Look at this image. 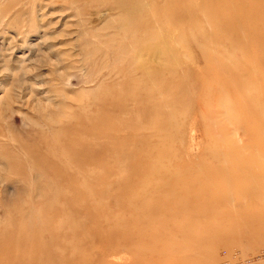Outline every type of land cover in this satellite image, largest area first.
<instances>
[{
  "label": "rangeland",
  "instance_id": "1",
  "mask_svg": "<svg viewBox=\"0 0 264 264\" xmlns=\"http://www.w3.org/2000/svg\"><path fill=\"white\" fill-rule=\"evenodd\" d=\"M188 6L191 9L197 7L198 12H201L202 0H189ZM218 6H221L220 2ZM191 13V10L184 13L181 19L173 13V31L164 36L162 41L167 38L172 43L173 62L181 70L179 72L190 70L194 80H199L204 75L206 81H209L215 78L214 72H206L210 64L203 60L202 52L193 41L184 40L183 33L187 32L191 37L200 33L197 26L190 28L194 18ZM119 20V13L112 4L108 5L106 2L91 4L90 0H0V247L5 243L9 244L7 241L11 239H19V244L23 243L20 251L35 254L40 250V254H46L40 264H46V256L57 254L58 251L63 252L66 242L68 245L77 243L75 250L84 254H90L91 248L87 247L96 246L91 252L93 255L102 249L103 241L108 239L113 228L121 227L119 232H124V224L129 226V229L136 224L139 234L135 227L129 233L136 237L131 241L132 247L134 251L138 249L136 255H141L142 260L152 254L142 250L138 237L141 232L144 235V232L155 230L160 235L162 233L159 237L161 243L156 245L147 240L145 245H154L153 247L162 248L161 250L166 247L164 251L167 255L161 256L163 264L171 263V254L173 264H264V229L262 233L251 232L252 228L261 224L260 220H246L242 217L236 220L208 222L194 220L191 231L188 227L182 230L187 222L186 216L176 217L170 213L164 215L165 210L169 212L172 206L164 204L161 197L144 191L140 182L132 180L130 175H127L129 172L131 174L130 163L125 161L121 162L118 171H107V176L100 170L101 166H98L99 176L93 186L87 187L83 181L79 182L80 189L88 190L87 198L76 201L84 195L83 191L82 196L76 197L73 203H67L71 204L69 207L55 202L59 190L68 193L66 186L69 184L57 181L56 171L59 169L52 167L50 161L63 153L67 159L56 157L57 162L63 168L70 166L72 172L76 171L73 173L79 177L84 176V173L70 162L71 153L75 151L72 149L73 137L69 129L79 126L81 115L84 118L92 117L97 108L102 106L104 96L110 94L108 89L115 85L113 82L121 81L118 74L123 65L122 57L116 56L111 49L119 43H108L109 38L120 31ZM200 29L210 40V36L217 30V25L208 24ZM223 47V44H219L216 50H222ZM232 53L236 62L241 60L242 52L239 47H234ZM108 84L111 86L108 87ZM101 87H104V92ZM218 96L222 100L217 102L212 99L208 106L212 118L201 113L199 103L193 98L192 107L183 110L177 117L173 126V158H177L173 169L168 166L171 171L180 167L177 162L180 156L185 161L192 162L200 160L207 150L213 154H221L224 150L235 148L243 150L246 154L250 153L251 148L246 143L247 124L243 121V112L250 110L251 102L248 98L251 96L235 91L231 96L237 103V110L234 111L228 107L233 104L226 93ZM253 103L256 104L257 100ZM192 128L196 131L192 132ZM166 146L163 145L164 151L169 148ZM211 162L213 161L208 163ZM247 180L264 183L263 176L248 177ZM223 185L224 189H228L226 184ZM123 187H126L127 191ZM134 187L138 188L137 191ZM162 187L160 184V189ZM166 188L167 186L164 190L167 191ZM117 190L125 192L120 194ZM252 190L250 188L248 191ZM118 195L121 196L117 197ZM128 197L133 199L129 200ZM146 204L150 207H146ZM234 204L235 202H231L229 208L237 209ZM70 207L71 210L68 209ZM143 208H148V212ZM72 210L78 211L73 212L74 217L66 214ZM79 210H82L81 215ZM246 212L249 210L245 209L244 213ZM63 213L73 219H65ZM157 213H161L163 217H156V220L155 216H160ZM104 215L110 220L107 221ZM144 216L149 221L148 225L152 223L147 228L148 221ZM71 232H75L77 236ZM208 232H221L222 235L219 239L209 240L202 247L196 246L194 242L206 240ZM86 243L91 245L86 246ZM47 245L49 247H46ZM33 246L36 247L34 250ZM93 256L96 257V254ZM108 260L110 264H135L134 253L125 250L117 258L109 257Z\"/></svg>",
  "mask_w": 264,
  "mask_h": 264
},
{
  "label": "bare ground",
  "instance_id": "2",
  "mask_svg": "<svg viewBox=\"0 0 264 264\" xmlns=\"http://www.w3.org/2000/svg\"><path fill=\"white\" fill-rule=\"evenodd\" d=\"M188 1L90 0L91 4H102V2H106L108 5L112 4L119 13L120 31L109 38L108 43H119L111 49L116 53V56L122 57L123 65L118 74L121 81L116 82L117 85L113 82L115 85L111 89L105 87L110 91V94L104 96L103 101L102 99L99 100V102L102 101V106L97 108V112L93 116L91 115L92 117L84 118L81 115V119L78 120L79 126L75 129H69L73 137L71 144H73L72 149L75 153H71V155L66 152L69 156L71 155L70 162H73L77 166L76 169H80L79 171L83 172L84 176L79 177L73 173L76 171L72 172L70 166L66 165L63 168L57 162L59 157L67 159L63 153L60 156L56 155L58 158L55 157L53 161H50L52 167L59 169L56 171L57 181H65L69 184L66 186L68 193L59 190L56 199H54L56 203L65 206L75 200L76 197L82 196L83 191L84 195L76 201L79 202L83 198H87L88 190L80 189L79 182L83 181L87 187L88 185L93 186L94 181L99 176L98 166H101L100 170L103 173L114 169L116 172L121 162L125 161L127 164L130 163L131 174L128 171L127 175H130L132 180L140 182L145 189L144 191L155 193L154 195L161 197L162 201L164 200V204L168 203L172 206L169 212L165 210V214H162L170 213L176 217L178 215L186 216L187 222L182 230L188 227L191 231L194 220L196 222L198 220L208 222L209 220H236L242 217L246 220H260L261 224L252 228L251 232L262 233L264 229V183H259L257 180L249 182L247 178L264 177V0H202L201 12H198L197 7L191 9L188 6ZM218 2L221 3L220 7ZM190 10L191 14L194 15L190 28L197 26L200 33L194 34L192 37L187 32L183 33L184 40L193 41L202 52L203 60L210 64L207 66L206 72H214L215 78L209 81H206L207 78L204 75L199 80H194L190 70L179 72L181 70L173 62L172 43L167 38L162 41L164 36L173 31V13L181 19L183 14ZM200 15L202 16L199 18ZM208 24L217 25V30L210 36V40L205 37L200 29V27H205ZM219 44H223L222 50H216ZM234 47H239L242 52L241 60L237 62L232 53ZM113 74L111 75L113 76ZM249 82H254V84H249ZM110 86L108 84V87ZM101 88H103L101 91L104 92V87ZM235 91L251 96L248 98V101L251 102V113L248 114L250 110L243 112L245 115L243 121L247 124L246 143L251 148L250 153L246 154L242 152L243 150L235 148L224 150L221 154H213L207 150V153H204L200 160L192 162H187L180 156L177 159L180 167L171 171L170 169L171 167L173 169V163L175 164L177 158H173V126L180 113L192 107L193 98L199 103L198 108L201 113L212 118L208 106L212 99L217 102L222 100L218 96L222 93H226L231 99L233 105H228V107L232 111L237 110V103L231 97ZM255 99L257 100L256 104L253 103ZM191 131L195 132L196 129L192 128ZM165 144L169 147L167 151L162 149ZM210 160L213 162L208 163ZM124 178L126 179V176ZM160 184L163 186L161 189ZM223 184H226L228 189H224ZM128 185L130 188L129 183ZM125 186L127 187V185ZM166 186L167 191L164 190ZM126 187L123 188L126 190ZM250 188L253 190L248 191ZM99 189L101 191L102 188ZM125 190L117 191H120L121 194ZM231 202H235L234 205L237 206V209L229 208ZM146 207L150 206L147 205ZM68 209L71 210V207ZM146 209L147 213L148 208ZM161 209L163 210V208ZM245 209H248L249 212L244 213ZM81 211L79 212L80 215ZM73 212L78 211L72 210L66 214L74 217ZM86 213L85 215H87ZM149 213L152 214V212ZM66 214L63 213V217L70 220L72 217ZM159 214L160 216L153 214L156 220H158L156 217H163L161 213H157V215ZM144 218L146 219V216ZM153 218L152 220H155ZM168 218L171 217L168 216ZM108 219L106 216L107 221ZM131 224L135 223L131 222ZM148 224L149 221L146 228L152 223ZM135 226L131 228L133 229ZM141 228L144 230L143 225ZM119 229L121 227L116 226L111 230L108 239L103 241L102 249L95 252L96 257L93 256L95 254L92 255L91 253L96 246L87 247L91 248L90 251L88 250L90 254H84L75 250L77 243L68 245L66 242L63 245V252L58 251L57 254L46 256V264H53L54 262L60 264H110L108 258H117L124 250L134 253L135 264H163L161 256L167 255L164 251L166 247L161 250L162 248L158 249L153 247L154 245H145L147 240L156 245L160 244L159 237L162 233L160 235L158 231L155 232L154 228H150L154 231L144 232V235L141 232L140 236L138 235L142 250L147 254H152L149 258L146 257L147 259L143 258L142 260L141 255H136L138 249L134 251L132 247L131 241L135 237L129 233L132 229H129V226H125V224L122 228L124 232H119ZM136 232L139 234L138 229ZM71 233L77 236L75 232ZM221 235V232H213V234L208 232L206 240L194 243L196 246L202 247L211 239H219ZM55 239L57 240V238ZM14 240L7 241L9 244L3 242L5 245L2 244L4 246L0 247V264H40L43 261V256L46 254L43 252L40 254V250L38 253H33L34 255L20 251L23 243L19 244V239ZM81 242L83 243V241ZM36 244L34 245L36 246ZM50 244L52 246V242ZM88 244L91 245L86 243V246ZM48 245L46 247H49ZM86 246L84 245V247ZM141 247L139 248L141 249ZM25 248L27 250V247ZM35 248L33 246V250ZM95 258L97 259L95 260ZM170 258L172 259L170 264H173V254L170 255Z\"/></svg>",
  "mask_w": 264,
  "mask_h": 264
},
{
  "label": "built area",
  "instance_id": "3",
  "mask_svg": "<svg viewBox=\"0 0 264 264\" xmlns=\"http://www.w3.org/2000/svg\"><path fill=\"white\" fill-rule=\"evenodd\" d=\"M253 262H249V264H252ZM254 264V263H253Z\"/></svg>",
  "mask_w": 264,
  "mask_h": 264
}]
</instances>
